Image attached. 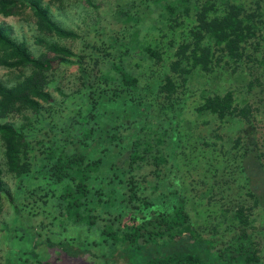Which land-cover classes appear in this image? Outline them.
<instances>
[{
  "label": "trees",
  "instance_id": "1",
  "mask_svg": "<svg viewBox=\"0 0 264 264\" xmlns=\"http://www.w3.org/2000/svg\"><path fill=\"white\" fill-rule=\"evenodd\" d=\"M44 1L0 0L5 18L31 13L41 48L34 55L0 23V68L10 75L0 79V141L7 174L24 178L35 159L33 123L54 133L35 142L40 173L60 188L52 195L62 217L98 233L92 243L77 238L58 249L102 264H264L256 243L258 216L264 228V166L256 109L247 100L264 86V0H151L161 9L165 45L121 39L108 73L92 83L82 58L60 44L79 35L57 23ZM49 1L94 7L91 0ZM124 21L139 25L131 15ZM54 63L78 65L86 86L83 104L59 131L44 116L53 103ZM231 79L245 84L226 89ZM195 85L198 101L191 103ZM187 109L195 119L184 117ZM235 190L237 200L227 201ZM8 195L0 170V203ZM13 264L54 263L32 253Z\"/></svg>",
  "mask_w": 264,
  "mask_h": 264
},
{
  "label": "rangeland",
  "instance_id": "2",
  "mask_svg": "<svg viewBox=\"0 0 264 264\" xmlns=\"http://www.w3.org/2000/svg\"><path fill=\"white\" fill-rule=\"evenodd\" d=\"M237 1L250 6L258 0ZM91 2L94 7L84 3L44 1L49 6L52 18L57 23L74 30L79 35V39L76 41H61L60 44L69 48L76 58H82H80L81 65L90 73L91 83L95 82V78L99 75L104 76L108 73L110 65L107 61H111L114 57L117 45L123 42L121 39L127 40L128 43L135 38L148 41L157 39V41H161V46L167 42L168 39L161 36L163 35L161 31L164 30L162 20L158 16L161 9L155 7L157 2L154 3L151 0H91ZM127 15L138 20L139 25L135 26L133 22L124 21ZM0 23L11 26L13 37L18 42H25L34 55L41 51V48L35 45V31L30 12H25L21 17L5 18L0 15ZM181 31L182 28L177 29L175 35L178 36L182 33ZM134 55L132 52V56ZM76 58H72L70 62L73 63ZM71 63L60 66L56 65L57 63L53 64L55 67L51 76L53 83L49 87L53 103L51 106H45L44 116L56 124L55 129L58 131L83 104L81 95L86 90L85 81L81 77L78 65ZM9 77V73L0 68V79L6 80ZM243 83L231 79L225 81L224 86L226 89L236 88L237 85L242 86ZM207 88L210 89L209 91L212 89L209 85ZM194 90L195 96L189 101L191 103L198 101V92L200 91L198 85H195ZM247 100L256 109L253 132L254 137L258 140L264 166V86H258ZM184 117L195 119V115L188 109L184 112ZM199 119L197 118L198 123H200ZM12 121L17 127L22 122L20 119ZM45 124L44 122L33 123L35 132L31 144L34 149L32 155L35 159H33L32 171L27 177L15 178L7 174L4 166V150L0 141V170L9 194V197H3L0 203V264H13L20 257L24 258L26 254L32 253L36 254L38 259L54 264H100V262L102 264V259L96 260L89 255H86L82 260L69 258L56 246L59 242L77 238L83 242L92 243L97 240L98 233L89 231L83 226H72L62 217V210L58 206L56 197L52 195L53 191L58 193L60 188L51 185L40 173L42 163L40 158L43 157V154L39 151L42 148L38 147L35 142H46L54 138V133ZM207 134L204 132L201 135L206 141H208ZM192 136L198 135L193 133ZM226 193L229 197H227V201L231 198L237 200L239 197L237 190L232 192L233 195H230L229 191ZM247 201V204H251L249 199ZM204 210L203 206L200 209V214H203ZM253 213L258 216V214H262V210L255 207ZM257 219L259 235H257L256 243L264 263L263 221L260 216ZM92 247V254H99L100 249L95 245Z\"/></svg>",
  "mask_w": 264,
  "mask_h": 264
}]
</instances>
